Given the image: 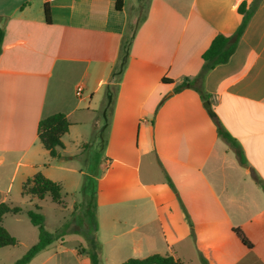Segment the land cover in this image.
Returning <instances> with one entry per match:
<instances>
[{"label":"crops","instance_id":"0c3cea01","mask_svg":"<svg viewBox=\"0 0 264 264\" xmlns=\"http://www.w3.org/2000/svg\"><path fill=\"white\" fill-rule=\"evenodd\" d=\"M117 1L0 0V204L21 208L2 226L14 247L21 238L34 245L21 216L25 198H36L22 194L23 183L40 172L60 185L61 203H53L64 206L76 173L69 164L96 134L104 144L91 176L99 256L108 249L124 259L158 253L183 263L264 264V0L228 60L200 84L202 54L217 35H234L238 7L253 0H119V10ZM56 113L69 123L61 160L37 137L38 122ZM218 129L236 141L243 163ZM14 247L0 248V264H14Z\"/></svg>","mask_w":264,"mask_h":264},{"label":"trees","instance_id":"16d2710c","mask_svg":"<svg viewBox=\"0 0 264 264\" xmlns=\"http://www.w3.org/2000/svg\"><path fill=\"white\" fill-rule=\"evenodd\" d=\"M259 0H253L252 5L246 9L245 3H242L238 7V12L243 15L242 22L236 32L231 37H225L222 35H217L202 54L203 66L199 75L195 78L194 83L200 84L203 76L207 71L212 69L214 66L225 63L231 54L234 52L237 42L251 17L253 10L256 7V4ZM119 0L116 2L115 8L117 10L119 7ZM44 20L46 23H50V12L47 3L43 5ZM4 32L0 27V53L1 45L3 40ZM130 46V41L122 42L120 45V51L118 56V63L113 68L110 78L118 82L119 77L122 75L124 70L126 59L128 55V50ZM169 80L162 79V82H167ZM170 82V81H169ZM188 84L184 83L177 86L174 89V92L178 91L181 88L186 87ZM192 85H194L192 83ZM190 86V85H189ZM202 99L205 100V97L201 94ZM109 105L107 100L106 106ZM69 123L67 118L62 113H56L51 116H48L40 120L37 124V137L42 145V147L48 152L49 156L54 159L61 160L63 159L62 155L59 153L60 149H63V144L61 142V137L68 132ZM219 136L224 139L234 150L236 156L240 163L244 162L242 152L238 147L236 141L225 131L218 129ZM94 175V174H93ZM93 190L91 192V204L94 207V181L91 177ZM254 181L260 184L259 180L254 178ZM264 193V185L260 184ZM86 186H83V190ZM22 194L30 195L35 197L37 200H43L46 195H49L51 201L57 204L61 203V187L58 183L46 178L40 172L35 173L32 178L27 179L22 185ZM40 208L36 207L38 211ZM21 211L19 207H10L7 204H0V248L3 247H14L17 244V241L12 237L2 226V218L6 214H17ZM31 225L37 228L38 231V240L32 245L19 259H17L14 264H28L32 258L36 256L39 252L44 250L49 246L53 241L60 239L65 232L62 230L56 231L55 233H50L44 228V216L36 211L29 210L26 212ZM93 216V215H92ZM93 232H96V225H93ZM232 232L239 239L241 244L247 249L252 248V243L247 239L241 229L234 228ZM88 248L86 249V254L89 257L91 264H99V255L101 252V245L96 239L95 235H90L86 238ZM204 263V261H203ZM120 264H184L179 259H174L170 255H161L158 253L150 254L144 258H129ZM206 264V263H204Z\"/></svg>","mask_w":264,"mask_h":264},{"label":"rangeland","instance_id":"374dc122","mask_svg":"<svg viewBox=\"0 0 264 264\" xmlns=\"http://www.w3.org/2000/svg\"><path fill=\"white\" fill-rule=\"evenodd\" d=\"M103 152L104 144L101 142V138L96 134H91L84 152L74 158L72 163L69 162V165L76 169V173L70 174L69 182L72 185L65 187L63 190L64 206L54 204L51 202L49 196H46L41 201L31 197L25 198V207L28 211H36L44 216V228L48 232L55 233L61 227L65 232V235L47 246L31 264H39L45 257L50 258L45 264H91L86 254V249L88 248L86 238L90 235L96 236V232H93V225H96L97 229L95 210L90 198L93 190L91 176L100 171ZM83 186H86L84 190ZM36 207L40 209L37 211ZM21 217L27 222L28 227L33 233H35V241L33 243L35 244L38 240L37 228L31 225L28 217ZM20 240L18 245L12 248V251L18 257L17 259L29 248L27 247V238H21ZM106 253H108V249L105 250L103 256H99V264H120L127 260L124 257H117L114 254ZM184 264L200 263L188 261L184 262Z\"/></svg>","mask_w":264,"mask_h":264},{"label":"water","instance_id":"95a60500","mask_svg":"<svg viewBox=\"0 0 264 264\" xmlns=\"http://www.w3.org/2000/svg\"><path fill=\"white\" fill-rule=\"evenodd\" d=\"M204 109L207 111V113L210 115V116H214V112L212 111L211 107H210V104L208 101H204L202 103Z\"/></svg>","mask_w":264,"mask_h":264},{"label":"built area","instance_id":"2783aa9c","mask_svg":"<svg viewBox=\"0 0 264 264\" xmlns=\"http://www.w3.org/2000/svg\"><path fill=\"white\" fill-rule=\"evenodd\" d=\"M80 92H81V88L78 87V88H77V94H79Z\"/></svg>","mask_w":264,"mask_h":264}]
</instances>
